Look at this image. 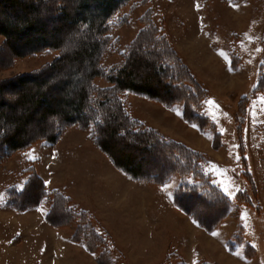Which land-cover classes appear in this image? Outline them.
<instances>
[{"label":"rangeland","instance_id":"rangeland-1","mask_svg":"<svg viewBox=\"0 0 264 264\" xmlns=\"http://www.w3.org/2000/svg\"><path fill=\"white\" fill-rule=\"evenodd\" d=\"M20 1L25 3L27 0ZM78 1L46 0L47 3L43 8H40L41 21L44 27L42 36L49 40L52 37H59L63 41L64 53L66 54L77 47L79 36L69 27L58 5H63L62 9L73 14ZM34 2L37 4L36 0ZM6 12L10 17L13 12L18 16L22 14L17 8H8ZM91 13L99 14L96 4L92 6ZM11 22L18 23L14 20L12 21V19ZM147 25H149L148 28ZM107 30L111 41L102 54L100 64L103 72L106 73L113 70L114 67L123 64L130 47H133L136 39L140 40L144 38L143 36L149 35L164 40L165 38L167 39V31L170 32L174 42L182 44V47L188 45L186 38L192 37L191 39H193L195 37V41H197L200 36L204 37L206 36L204 33H207L208 39L214 42L213 45L208 43L206 45L207 49H216L215 51L222 55L223 59L225 55L222 53H225L226 50L229 51L231 56L229 64H231L236 73L230 78V74L224 72L226 64L223 61L221 62L222 59L219 60V57H215L214 61L211 62L212 66L215 65V68L214 66L212 68L209 66L206 69L207 72H201L203 80L207 82L205 84L208 89L204 87L205 93L201 90H196L194 97L196 95L197 102L193 100L192 103L196 104L188 110L190 115L195 113V118L197 119L198 117L199 123L203 117H206L208 128L206 127L207 125L199 124L193 118L192 120L185 118L188 123L191 122L190 126L179 119L181 123L177 121L174 130L178 133L184 131L186 138H191L188 143L191 146L195 145L202 151H197L199 155L196 157V164L200 168V179L208 180L204 183L203 188H209L211 182L215 184L217 192L223 194L228 200V205L225 208L221 203L216 206L219 210L221 208L226 212L231 211L230 217L234 224L238 223L237 214L240 212L241 206V208L245 207L246 210L250 209L254 213L257 212L256 207L260 203V198H264V90L258 91L254 87L257 85V76L260 69H264V63H262L264 62V0H239L238 2L232 0H129L110 17L107 22ZM83 39H87V36H84ZM11 42L6 44L3 35L0 34V81L12 80L11 82H13L12 85H6L4 89L0 90V112L24 115L28 109L25 106L18 107L14 104L20 96V86L16 85L14 81L16 76L41 68L57 54V51L47 55L16 57L12 52L15 49L17 51L22 48L20 40L12 38ZM160 48L163 49L161 46ZM146 49L148 50V48ZM133 53L139 56L143 62H150L153 59V55L149 52L144 53L141 47H135ZM207 57L206 59H208ZM194 63L198 65L195 60ZM207 64L208 62L205 64L206 68ZM68 65L65 67L67 68L66 71L60 68L54 69V79L50 81L53 87L46 94L49 101L51 100V107H55L56 104L53 103V99L56 97L72 98V91L84 83L85 75L89 71L86 62L84 63L83 71L75 76L74 69L77 68V63L74 62L70 63V66ZM197 65H194L195 69L199 67ZM217 68L219 72L215 71V69L218 70ZM226 69L227 71L229 70V68ZM139 72L145 74L142 69ZM162 79V82L165 83L166 79L164 76ZM94 83L99 86L108 85L105 77L94 78ZM217 83L224 84V87L218 86ZM24 87L34 89L31 83H27ZM134 96L132 97L128 91L122 93L124 103H127L128 107H133L132 110H128L132 118L136 119L135 117H137L141 120L139 122L144 124L142 121L149 123L148 119L152 121L151 118L157 117L155 110L151 108L154 107L153 105L156 104V101L153 100L154 102L147 103L150 101L142 99L140 94H134ZM203 106H206L207 115L203 112ZM44 107L28 110L30 118L25 124L24 130L29 139L37 135L50 136L54 132L57 121L62 120L60 117L55 118L50 115L42 119ZM161 110L165 112L164 109ZM171 118L172 125H174L173 121L176 122L177 118L175 116ZM138 119L136 120L138 121ZM210 119L213 124H210ZM118 123H120V120H118ZM152 123L155 124V121L153 120ZM192 124H196L200 131L205 129L204 132L206 133L215 136L217 132L216 134L219 135L217 139H213L211 142L200 131V134L194 136L192 134ZM144 126L150 128L146 124ZM12 127L11 124H8V128L11 129ZM45 127L51 128L52 132L44 131ZM68 127H76V129L57 131V137L61 136L63 132L70 133L72 130H77L78 132L74 131V135L76 139L79 138L80 140L79 146H76L75 140L64 139L65 135L62 136V140L58 141L57 153L65 170L62 166L55 167V174L50 175L52 177L51 183L45 180L48 184L36 173L45 192L46 188H56L63 184L64 181L62 179H67L65 183L70 185L74 180V174L89 176L92 169L99 170L97 159L95 155H92L94 153L90 152L88 146L81 141L82 133H89L92 138L91 129H82L77 126ZM158 134L160 135V133ZM57 140L53 143H56ZM149 141L150 145L145 141V151L141 153L139 150L141 145L131 137L116 135L109 149L116 158H125L123 161L126 160V163L130 164L133 170H138L141 174L147 172L155 173L165 167L168 163V156L160 153L163 148L161 149L160 146L153 145V141ZM33 144H35L34 147ZM41 145L42 141L36 140L24 150H14L0 156V264H50V261H53L54 264H156L162 256V250L164 251L159 242H161V237H164V234L169 231L170 227L168 224L171 223L167 221L166 212H161L159 207L158 210L156 208L153 210L146 209V206L149 205L147 204L144 209L146 215H148L147 211L151 215L148 216L149 220L144 216L142 218L144 219L143 221L133 220L130 222L131 225L135 226L139 239L142 238L139 244H136L132 237L126 233L124 225H128L129 221L118 222L114 220L113 215L108 212L109 207L95 206L98 214L95 211L96 214L89 212L87 216L81 215V221H84L85 227L79 226V233L82 237H86V243L94 250H89L84 242L74 239L78 224L73 218L66 219L68 222L65 224L64 221L67 216L64 215L62 217L56 213L48 223H52V226L55 224L57 226L54 227L58 228H50V226L40 222L44 212L47 208H50L51 192V194L46 193L45 198L42 197L38 201L41 203L40 208H33L23 212L25 213L24 215L16 214V209L10 205L16 195V188L24 186L29 171L37 172V166L30 160L35 159V161L43 162L45 159L47 161V159L51 158V156H45L43 152L39 151ZM95 146L99 148L97 144ZM190 149L193 150L192 148ZM130 154L133 155L134 160L128 157ZM29 157L32 158L30 159ZM114 165L120 168L116 164ZM51 168L53 169L54 167L51 166ZM41 169H38L40 173ZM52 169L44 167L42 170L44 175H47L46 172L52 173ZM205 174L208 177L207 179H205ZM163 177L165 179L161 183L154 181L151 177L136 179L154 181L152 182L154 185H163L171 178L172 182L178 183V186L173 190L174 200L180 183L187 182V184H190L189 186L194 184L193 188L195 190L200 183H203L200 180L189 183V181L193 180V176L189 173L184 175L177 172L164 173ZM39 186L38 182L34 180L27 186L20 200L31 202L37 198ZM193 188L187 186L186 190ZM215 189L212 188L213 192L216 191ZM150 190L148 189L149 195L145 197L149 201L151 200L152 206H154L152 199L157 196ZM180 190L182 189L180 188ZM80 192L77 191L76 193ZM108 194H110V191H108ZM77 195L81 197L80 194ZM46 198H49L48 202H46ZM108 198L109 195L104 197L102 204ZM213 200L216 199L205 200L193 195L189 199L187 197L182 198L181 203L186 205L187 209L190 205V208H193L198 214H201L206 206L204 208L206 211L204 217L210 219L212 214L216 212V210L214 211L216 207L208 206L210 201L212 202ZM89 205L94 207L93 204ZM175 205L182 212H186L180 205ZM74 208L75 211H84L79 209V207ZM119 212H121V217L125 219L127 211L123 208ZM17 215L20 217H16ZM252 215L253 213L251 212ZM28 216L31 218H28ZM136 216L135 214L134 217ZM164 216L165 218L162 219ZM34 217L40 220H35L33 219ZM172 217L176 220L177 215L175 212H173ZM197 217L203 219V215H198ZM139 218L141 219V217L135 219ZM254 218H256L255 215ZM256 220H251L248 226L261 228V233L264 236V218H260L259 221ZM103 222H105L108 229L104 227ZM196 222L198 223V221ZM89 223L90 227L87 229ZM138 224L140 226L136 228ZM198 225L200 224L198 223ZM239 229H241V226L236 224L235 230ZM237 233H235L231 243L228 244L229 252L231 251L230 248H233L232 246H235L234 244L238 242ZM67 234H70L72 240L84 245L89 254L78 247H69L71 245L67 244L69 243L68 240L61 239L62 236L64 238ZM197 238H200L199 232H197ZM60 243H66V247ZM146 243L148 244L147 247ZM212 245L214 247L213 250L215 249L212 252L208 248L199 250L207 258L201 261V264H240L236 255H225L216 242ZM259 252L260 259H258V262L259 264H264V242L260 243ZM164 264H185V262L182 256L170 250L166 255Z\"/></svg>","mask_w":264,"mask_h":264},{"label":"trees","instance_id":"trees-1","mask_svg":"<svg viewBox=\"0 0 264 264\" xmlns=\"http://www.w3.org/2000/svg\"><path fill=\"white\" fill-rule=\"evenodd\" d=\"M36 1L37 4L34 0H27L25 3H22L20 0H0V34L3 35L6 44L12 43V38H18L20 40L22 48L17 51L15 49L12 52L16 57L47 55L57 51V54L41 68L16 76L14 81L16 85L20 86V96L14 104L18 107L25 106L30 111L45 106L41 116L42 119L50 115L55 118L60 117L62 120L59 121L57 119L58 123L55 125L54 132L50 136L37 135L29 139V136L24 130V126L30 118L28 110L25 109L27 111H25L24 115L1 111L0 156L4 153L8 154L9 152H13L14 150H24L36 140L53 143L58 138L57 131L59 132L67 126H77L82 129L89 128L91 129V135L95 144L108 154L114 164L134 178L147 179L151 177L154 181L161 183L165 179L163 177L164 173L171 174L177 172L183 175L185 173L191 174L193 180L189 181V183L197 180L202 181L203 183H200L196 190L193 188L194 184L189 186L190 184H187V182L180 183L175 201L177 205L184 208L188 214L198 221L202 227L211 229L226 213V211L221 208L219 210L216 206L221 203L225 208L228 205V200L223 194L217 192L215 184L211 182L210 189L203 188L204 183L208 180H202L200 179L201 176H199L200 168L196 164V157L199 155V152L191 150L182 143L174 142L173 140L160 136L155 130L145 127L144 124L132 118L122 98L124 91H131L166 103L182 101L184 103V118L188 120H192L193 118L199 123L197 120L198 117L197 119L195 118V113L190 115L188 110L196 104L192 103L193 100L197 102L196 95L194 97L196 90H201L205 93V88L182 63L166 38L163 40L149 35L143 36V39H136L134 41V45L132 48L130 47L129 53L125 57L122 65L114 67L113 70L107 73L103 72L100 65L102 54L111 41L107 34V22L129 0H79L75 10L76 12L74 11L73 14L62 9L63 5H58L69 27L79 36L77 39V47L67 54L64 53L63 41L59 37H52L49 40L42 36L44 27L41 21L40 8H43L47 2L46 0ZM94 4L97 5L98 15L91 13V8ZM8 8H17L22 14L18 16L14 13L16 11H14L10 17L6 12ZM11 19L18 23H12ZM148 27L149 25H147ZM84 36H87V39H83ZM135 47H141L144 53H151L153 55L152 61L143 62L139 56L133 53ZM74 62L77 63V68L74 69L75 76L83 71L84 63L87 62L88 64L89 71L85 75L84 83L72 91V98H54L53 103L56 105L55 107H51V100L49 101L46 94L53 87L50 81L54 79V69L60 68L66 71V65L69 64L68 66H70V63ZM140 69L144 70L145 74H141L139 72ZM163 76L166 79L165 83L162 82ZM96 77H105L108 85H97L94 83V78ZM11 81H0V90L4 89L6 85H12L13 82ZM27 83L33 84L34 89L24 87ZM255 89L258 91L264 90V69H260L259 71ZM118 120H120V123H118ZM202 120L199 124L207 125L206 117H203ZM8 124H11L13 127L11 129L8 128ZM44 131L51 133L52 129L45 127ZM116 135L131 137L141 145L139 148L141 153L145 151V141L148 145H150L149 140L153 141V145H158L161 149L163 148L162 150L164 151L161 150L160 153L168 156V163L161 171L155 173L147 172L141 174L140 171L133 170L130 164L126 163V160L123 161L125 158H116L109 149ZM217 137L218 135L215 133L214 139H217ZM128 157L134 160L132 154ZM207 178L206 176L205 179ZM34 180L40 185L37 198L31 202L21 201L20 199L25 189ZM187 186L193 189L186 190ZM212 188L216 191L213 192ZM46 195L41 180L36 174L29 171L27 181L22 189L18 190L16 188V195L13 197L10 205L15 209L23 210L38 204V201L42 197L45 198ZM193 195L205 200L216 199L212 202L210 201V205H208L210 207H216L214 209L216 212L212 214L210 219L204 217V213L206 212L204 208L206 206L202 210L203 213L198 214L197 211L190 208V205L187 209V206L181 203L182 198L187 197L189 199ZM51 198V207L48 213L49 219H52L56 213L62 217L64 215L67 216L64 223L68 222L66 219L73 218L78 224L74 239L84 242L89 250H94L86 243V237H82L79 233V226L85 227V223L81 221L82 218L80 216H87L88 213L81 210L75 211L74 206L70 202L71 200L58 191L52 192ZM198 215H203V219L197 217ZM89 227L90 223L87 229Z\"/></svg>","mask_w":264,"mask_h":264},{"label":"crops","instance_id":"crops-1","mask_svg":"<svg viewBox=\"0 0 264 264\" xmlns=\"http://www.w3.org/2000/svg\"><path fill=\"white\" fill-rule=\"evenodd\" d=\"M232 1L238 2L239 0H232ZM204 27H205V25H204ZM204 35H206V36H204V37L200 36V38L197 39V41H195V37H193V39H191L192 37L186 38L188 47L187 46L182 47V44L175 43L173 38L171 37L169 31H167V40H168L169 44L171 45L172 49L176 52L179 59L189 69V71L192 73V75L195 77V79L203 87L208 89V87L206 86L207 82L205 80H203V74H201V72L202 73H203V71L207 72L206 69H208L209 66H210V68H212L213 66L215 68V65L212 66V63H211L214 61L215 57H219L218 59L219 60L222 59L221 62L223 61L224 64H226V67L225 68L223 67L224 72L226 74L229 73L230 78L236 72L231 67V64H229L230 57H231L229 51L226 50L225 53L221 52L222 54L225 55V58L223 59L222 55H220L217 51H215L216 49L215 50L207 49L206 45L208 43L210 45L211 44L213 45L214 42H211V39H208L207 33L206 34L204 33ZM187 37H189V36H187ZM217 54H218V56H217ZM206 56H208L207 57L208 59H206ZM194 60H195V62L196 61L198 62V65L194 63ZM207 62H208V64L206 65L207 66V68H206L205 64ZM194 65H197L199 67L196 66L197 68L195 69ZM226 68H229V70L227 71ZM215 71L219 72V69L218 70L215 69ZM215 71H212V72H215ZM258 75H259V73H258ZM230 78H228V80H230ZM257 78H258V76H257ZM218 86L224 87V84L219 83ZM128 93H131L132 97L134 96V94H138V93H134L131 91H128ZM208 96H209V90H208ZM140 97H142V99H144V100L150 101L147 103H151V102L156 101L155 105H157V106L153 105L154 107H151L152 110H155V112H156L155 114L157 115V117L151 118L152 121H150L148 119V122L150 124L145 122V121H142L144 124H146L151 129L155 130L156 132L158 131L157 133H160V135H162L164 138L182 143V144L186 145L187 147L189 146V148H192L195 151H200V148L196 147L195 145L191 146L190 143H188V141H190L191 138L190 139L186 138L184 131H180V133H178L177 131L174 130V127L176 128L177 121H179L178 123H181L179 119L186 122L189 126L191 123V122L188 123V121H186L184 118V115H183L184 103L182 101H175L173 103H166L164 101H159V100L149 98V97L142 95V94H140ZM125 106H126L127 110L133 109V107H131V106L128 107L127 103L125 104ZM155 107H157V108H155ZM161 109H164L165 112H163ZM203 109H204L203 112H205V114H206V112H207L206 106H203ZM173 116H175L177 118L176 122L173 121L174 125H172V118H171ZM135 118L138 119L137 117H135ZM153 120L155 121V124L152 123ZM138 121H141V120L138 119ZM210 121H211V119H210ZM210 124H213V122L211 121ZM196 126H197L196 124L191 125V127L193 128L192 134H194V136H196L197 134H200V132H202L204 137L209 142H211L214 139L213 134L211 135L210 133L204 132L205 129H201V131H200L199 127L198 126L196 127ZM208 126L209 125H207L206 127L208 128ZM71 128L76 129V127H68V128L65 127L64 129H66V131H67ZM170 128H172V129H170ZM74 131H77V130H72L70 133L68 132L69 134L67 132H63L62 135L58 137V140L56 143L42 142V145H41V148L39 151L43 152L45 154V156H48V155L51 156V158L47 159V161L45 159L43 162L35 161V159L30 160V161H33L37 167H39V168L36 167L37 172L32 171L34 174L37 173V175L40 176L42 178V180H44V181L46 180L47 182L51 183L50 180L52 177L50 175L55 174L56 168H58L59 166H62V168L65 170V167H64L63 163L60 161L59 155L57 153L58 141L60 139L62 140V136L65 135L64 139L75 140L74 143L75 144L77 143L76 146H79L78 143L80 142V140H79V138L76 139V136L74 135L75 134ZM67 135H69V136H67ZM82 135H83V137H81V141L85 145L88 146L90 152L94 153L92 155H95V158L97 159V163L99 164V170L92 169L91 174L89 176H84V175L78 176L77 174H74L73 175L74 180L72 181V183L70 185H66L67 183H65V182L67 179H64V180L62 179V181H64L63 184L57 186L56 188H46L45 190H46L47 194H51L54 191H58L61 194H63L65 197L69 198L71 200V203L73 205L75 204L74 207H76V208L79 207V209H82L87 213L90 212V213L96 214L97 211H96L95 206L109 207L110 209L108 212H110L113 215L114 220H116L118 222H120V221L122 222L124 220H126L125 222L129 221L128 225L126 224V225H124V227H125L126 233L132 237V240L134 242H136V244L141 243L142 238L139 239L140 237L136 233L135 226L131 225L130 222L133 220L143 221L144 219H142V218L144 216L146 217V219L149 220L148 216H151V215H149L148 211H147L148 215H146L145 209H144L147 204H149V205L146 206V209L153 210L156 208L158 210V207H159L161 212H166L167 221L171 222V223L168 224L170 228H169V231L167 232V234H164V237L160 236L161 242H159V243L163 247L162 249H164V251L162 250V252H163L162 256L160 257L159 261L156 262V264H164L166 255L170 250L173 252H176L179 256H182L185 264H201L202 263L201 261H204L207 258L205 256V254L200 253L199 250H202L203 248H208L211 250V252L214 251L215 249L213 250L214 247L212 245V244H214V242H216V244H218V246L225 253V255H227V254L229 256H230V254L236 255L237 258H239L238 262L240 264H259L258 259H260V255H259L260 254V252H259L260 243L264 242V236L261 233V231H262L261 228L249 227L248 224L251 220L257 219L256 221H259L260 218H262V217L264 218V198L263 199L260 198V203L258 204V207H256L257 212H255V213L253 211H251L250 209L246 210L245 207L241 208L242 207L241 206L240 207L241 210L237 214L238 223L234 224L233 220L230 217V213H231V211H230V212L225 213L226 216H223L224 218L221 217L218 220V222L219 221L220 222L218 223V225L216 227H214V228L212 227L211 229H206V228L198 225L196 220L190 214H188V213L186 214V212H184V211L182 212L181 209H179L175 205L176 201L173 198V190H175L174 188H176L178 186V183L172 182L171 178L166 182V184H163V185H158V184L154 185L152 183L154 181L136 179V178L132 177L131 175H129L128 173H126L121 168H117L112 163L109 156L104 151H102L101 149H99L95 146V142L89 136L90 135L89 133H85V134L82 133ZM217 135H219V134H217ZM195 142H196V140H195ZM34 145L35 144H33V147H34ZM200 152H202V151H200ZM43 165L47 169H52L51 166L54 167L52 169V173L46 172L47 175H44V171L42 170L44 168ZM41 166H42V169H41ZM38 169H41L42 174L39 172ZM100 169H101V171H100ZM44 176H46V177H44ZM63 178H64V176H63ZM46 181H45V183H47ZM263 186H264V184H263ZM22 188L23 187H21V188L19 187L17 189L20 190ZM148 189L149 190L151 189L150 191L153 192L155 194V196H157L156 198L154 197V199H152L154 201L153 202L154 206H152L151 200L149 201L148 198L145 197V196L149 195ZM77 191H81V192L76 193ZM108 191H110V194H108ZM144 193H146V194H144ZM77 194H80L81 197H79V195H77ZM75 195H77V196L75 197ZM107 195H109L108 200H104L106 202H104L102 204L103 198L106 197ZM45 200H46V202H48L49 198H46ZM88 203L93 204L94 207L90 206ZM40 204L41 203H38L34 206H30L28 209H23V210L16 209V212H17L16 214L24 215L25 213H23V212H26V211L31 210L33 208L34 209L40 208ZM48 205H49V203H48ZM115 206L117 207V209ZM50 207H51V202H50ZM123 208L125 211H127L126 212L127 216L125 219H123L121 217V215H120L121 212H119ZM49 211H50V208L49 209L47 208V210L44 212L43 216L41 217L42 218L41 220L37 219L35 217L33 219L40 220L41 223H43L47 226H50V228L51 227L58 228V227H54L57 225L53 224L54 226H52V223L51 224L48 223L50 220L49 215H48ZM95 211H96V213H95ZM173 212H175L177 215L176 220L173 219V217H172ZM251 212L253 213L252 216H251ZM135 214L137 215L136 217H134ZM19 215H17L16 217H20ZM254 215L256 218H254ZM137 217H141V219L140 218L135 219ZM28 218H31V217L28 216ZM164 218H165V216L162 219H164ZM103 223H104V227L106 229H108L105 222H103ZM236 224L241 226V229L235 230ZM69 226H71V225H69ZM139 226H140L139 224L136 225V228ZM134 229H135V231H134ZM197 232H199V237H200L199 239L197 238ZM236 232H238L236 234L238 242L234 244L235 246H232L233 248H230L231 251L229 252L228 244L231 243V240L235 236ZM55 235H56V233H55ZM62 237H61V239L68 240L69 243H67V244L71 245L69 247H78V248L82 249V251L85 250L87 253L89 252L88 250H86L84 245L72 240V238H70V234H67L66 236H64V238H62ZM239 238H241V239L239 240ZM171 242L173 243L172 245H171ZM65 244L66 243L61 244V245H64L66 247ZM147 246H148V244L146 245V247ZM51 263L54 264L53 261H50V264Z\"/></svg>","mask_w":264,"mask_h":264},{"label":"snow or ice","instance_id":"snow-or-ice-1","mask_svg":"<svg viewBox=\"0 0 264 264\" xmlns=\"http://www.w3.org/2000/svg\"><path fill=\"white\" fill-rule=\"evenodd\" d=\"M262 63H264V62H262ZM209 103H211L210 101H209ZM30 159L32 158V157H29Z\"/></svg>","mask_w":264,"mask_h":264}]
</instances>
